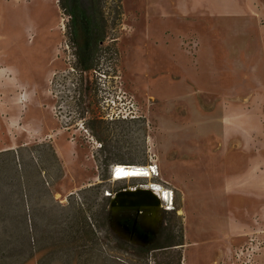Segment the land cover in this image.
<instances>
[{"label": "rangeland", "instance_id": "obj_1", "mask_svg": "<svg viewBox=\"0 0 264 264\" xmlns=\"http://www.w3.org/2000/svg\"><path fill=\"white\" fill-rule=\"evenodd\" d=\"M92 2L84 69L60 0H0V264H264V0ZM137 186L181 246L115 226Z\"/></svg>", "mask_w": 264, "mask_h": 264}, {"label": "trees", "instance_id": "obj_2", "mask_svg": "<svg viewBox=\"0 0 264 264\" xmlns=\"http://www.w3.org/2000/svg\"><path fill=\"white\" fill-rule=\"evenodd\" d=\"M92 3V0H89V2H87V0H60L61 8L64 9V11H66L70 16L69 27L72 36L71 39H73V42L76 44L78 63L84 69L93 67L94 53L98 47V42L101 41V39H103L105 36L104 31L102 33L100 32V20L103 19L104 14L102 11L98 12ZM5 152L7 151H1L0 155ZM16 184L20 187L19 190H12V183L11 185L7 186L5 190L19 191L21 193L24 192L22 194L27 195L25 191L26 189H23L22 183L20 182ZM4 185L8 184L4 183ZM22 194L21 198L23 197ZM107 198L111 200L110 197ZM166 229V227H162L160 229L154 242L148 245H140L139 247L142 250H151L181 246L183 244L182 241L173 242L168 240L170 237H166ZM164 242L167 243L164 245Z\"/></svg>", "mask_w": 264, "mask_h": 264}, {"label": "water", "instance_id": "obj_3", "mask_svg": "<svg viewBox=\"0 0 264 264\" xmlns=\"http://www.w3.org/2000/svg\"><path fill=\"white\" fill-rule=\"evenodd\" d=\"M164 200L152 188L127 187L114 193L110 210L115 226L142 245L154 242L158 235L159 210ZM167 209V208H166Z\"/></svg>", "mask_w": 264, "mask_h": 264}, {"label": "bare ground", "instance_id": "obj_4", "mask_svg": "<svg viewBox=\"0 0 264 264\" xmlns=\"http://www.w3.org/2000/svg\"><path fill=\"white\" fill-rule=\"evenodd\" d=\"M15 79H12V82H14ZM113 173H114V180H128L131 178L135 177H148L150 172L148 170L149 167H141L137 164H123V163H118L113 166ZM157 186V185H155ZM160 188V187H159ZM160 193L164 191L165 195L169 199V191L165 189H157ZM171 196V195H170ZM168 208H171L168 207Z\"/></svg>", "mask_w": 264, "mask_h": 264}, {"label": "built area", "instance_id": "obj_5", "mask_svg": "<svg viewBox=\"0 0 264 264\" xmlns=\"http://www.w3.org/2000/svg\"><path fill=\"white\" fill-rule=\"evenodd\" d=\"M131 112V111H130ZM150 171L151 172H153L154 173V175H156V176H160V171H159V165L157 164V163H153V164H150ZM142 187V186H141ZM148 188H152L154 191H156L159 195H160V197L164 200V206H165V208H167L168 209V207H170L169 205H166V202L168 201V198H167V196L165 195V193H164V191H163V193L161 192H159L156 188H154V187H148ZM114 194L113 193H110V194H108V196H110V197H112ZM171 201V200H170Z\"/></svg>", "mask_w": 264, "mask_h": 264}, {"label": "crops", "instance_id": "obj_6", "mask_svg": "<svg viewBox=\"0 0 264 264\" xmlns=\"http://www.w3.org/2000/svg\"><path fill=\"white\" fill-rule=\"evenodd\" d=\"M36 82V81H35ZM230 234L232 235L233 234V232H231V230H230ZM189 245V243H186V244H184V246H186V245ZM199 246V245H198ZM224 259V258H223Z\"/></svg>", "mask_w": 264, "mask_h": 264}]
</instances>
